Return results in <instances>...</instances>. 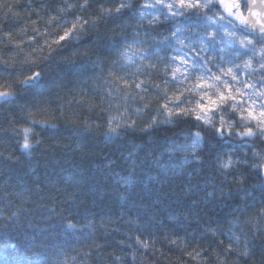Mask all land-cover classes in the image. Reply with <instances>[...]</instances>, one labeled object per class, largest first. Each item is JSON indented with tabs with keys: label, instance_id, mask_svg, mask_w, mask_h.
Returning a JSON list of instances; mask_svg holds the SVG:
<instances>
[{
	"label": "clouds",
	"instance_id": "obj_1",
	"mask_svg": "<svg viewBox=\"0 0 264 264\" xmlns=\"http://www.w3.org/2000/svg\"><path fill=\"white\" fill-rule=\"evenodd\" d=\"M0 264H264V0H0Z\"/></svg>",
	"mask_w": 264,
	"mask_h": 264
}]
</instances>
